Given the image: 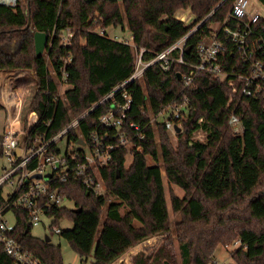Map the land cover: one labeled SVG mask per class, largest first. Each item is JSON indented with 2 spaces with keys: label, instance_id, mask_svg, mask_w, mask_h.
Instances as JSON below:
<instances>
[{
  "label": "trees",
  "instance_id": "1",
  "mask_svg": "<svg viewBox=\"0 0 264 264\" xmlns=\"http://www.w3.org/2000/svg\"><path fill=\"white\" fill-rule=\"evenodd\" d=\"M222 1L18 0L16 6L0 4V70H27L32 78L22 119L37 111L40 120L34 133L45 131L50 138L78 118V129L68 132V145L78 141L79 134L89 139L97 130L100 136L108 131L106 140L115 145L110 161L101 167L114 200L108 202L107 195L95 193L80 178L71 177L54 187L67 202L48 214L54 215L60 226L64 219L73 223L59 235L80 255L82 264L90 257L91 264H113L127 251L161 234L167 236L157 247L140 249L132 264H179L174 236L181 264H215L217 247L236 240L241 244L232 251V264H264V101L239 91L233 93L228 82L203 70L190 86L178 76L189 73L198 63L196 48L209 32V21H223L228 15L232 0ZM188 7L197 16L192 24L176 17L178 10ZM212 11L210 19L190 36L184 63H175L169 70L153 65L141 82L127 84L133 98L129 118L144 134L139 138L135 131L129 133L133 157L127 165L128 151L119 145L116 130L99 123L113 99L93 107L130 78L135 56L129 45L98 30L124 28L126 18L137 45L150 50V57L174 44ZM260 24L264 25V18ZM68 28L73 36L71 43L64 45ZM36 31L48 36L46 53L40 56ZM13 43L16 48L10 51ZM235 61L229 59L227 68ZM42 81L45 89H41ZM60 84L69 86L63 95ZM184 94L190 98L189 110L183 113V130L175 133L177 142H173L163 123L155 127L150 120L167 105L180 102ZM233 113L242 122V133L229 123ZM200 130L205 132L204 140L195 137ZM2 142L0 134V156ZM52 149L59 152L56 143ZM149 157L154 164H149ZM163 169L169 182L184 191L183 196L171 192L172 209L179 217L174 229ZM17 215L14 235L18 242L47 264H65L60 245L33 236L27 228L28 212L17 210ZM11 263L12 258L0 245V264Z\"/></svg>",
  "mask_w": 264,
  "mask_h": 264
},
{
  "label": "built area",
  "instance_id": "2",
  "mask_svg": "<svg viewBox=\"0 0 264 264\" xmlns=\"http://www.w3.org/2000/svg\"><path fill=\"white\" fill-rule=\"evenodd\" d=\"M17 1L0 0V4L16 6ZM248 6L249 0H232L225 20L209 21V32L205 33L203 41L196 48L198 63L193 65L189 73L181 74L186 86H190L198 71L203 70L228 82L233 93L239 91L245 96L260 97L264 101V25L260 24L264 17L259 13L250 12ZM213 13L214 11L204 18L203 23L207 22ZM179 19L185 20L184 17ZM201 24L200 22L174 44L161 52L151 54L150 57L147 54L151 51L139 47L132 32L111 36L108 30L111 27L98 30L102 35L129 45L135 56L134 70L130 78L93 107L113 99L111 108L100 117L99 123L105 129H115L114 135L119 138V145H124L127 151H131L133 147V143L128 139L130 132L135 131L139 138H144L140 125L129 118L133 98L126 88L127 84L137 80L141 82L145 71L153 65L169 70L175 63H184L187 42ZM72 36L73 33L68 28L63 44H70ZM229 59L236 61L227 68ZM44 82L42 81L43 85ZM43 88L45 89V86ZM22 100L19 98L8 111L4 124L3 156L7 157L8 165L0 171V245L12 258L11 264H47L15 237L17 210L28 212V229L43 224L50 232L61 234L62 227L54 222V215H49L48 212L65 204L67 198L54 187L59 182L75 177L80 178L95 193L106 195L108 190L100 169L110 161L111 150L115 145L106 140L110 135L108 131L100 136L98 130L91 133L89 139H84L79 134L78 141L70 145L66 143L65 147L59 145L63 139L67 140L70 130L78 129V118L50 138L46 137L45 131L37 130L34 133L40 120L39 113L30 111L24 121ZM189 104L190 98L184 94L180 102L169 104L157 115H152L150 124L156 127L158 123H163L172 134L177 133L176 126L182 131V115L189 110ZM229 123L238 134L242 133V122L237 115L233 113ZM195 137L204 140L205 132L200 130ZM53 143H56L59 152L52 149ZM8 214L14 216L15 223L10 222ZM46 217L51 220L45 222ZM240 244L241 241L236 240L226 247Z\"/></svg>",
  "mask_w": 264,
  "mask_h": 264
},
{
  "label": "rangeland",
  "instance_id": "3",
  "mask_svg": "<svg viewBox=\"0 0 264 264\" xmlns=\"http://www.w3.org/2000/svg\"><path fill=\"white\" fill-rule=\"evenodd\" d=\"M121 8H124V7L121 6ZM248 9L250 12L259 13L262 17H264V3L261 0H249ZM178 16L184 17L185 20H182V21H184L187 24L194 23L196 21V18H197L196 14L191 10V7L178 10L176 13V17L179 19ZM202 22L203 21H201V23ZM209 24H210V22H209ZM124 26H125L124 28H122L120 26H116V27L112 26L108 30H110L111 36H113L114 34H121V33H123L122 35H124L125 33L130 32L128 29L129 26H128V22H127L126 18L124 21ZM196 26H198V25H195V27ZM99 30H101V29H99ZM15 48H16L15 43H13L12 46L8 47V49L10 51L14 50ZM45 53H46V49H45L43 54H45ZM30 79H32V78H30L29 75L24 76L20 79V81H21L20 85L22 86V90L24 89V91H23L24 93L21 94L20 98L23 99V97H24V101H25V98L32 91L31 86H29V83H28V81H31ZM60 85H61L60 92L63 95L64 90L66 88H68L69 86L65 85V84H60ZM44 86H46V84H44V85L41 84V89H43ZM24 101H23V103H24ZM5 120H6V110L3 108H0V134H3V132H4ZM170 136H171L173 142H177L176 134L175 135L171 134ZM156 137H157V141L159 142L158 132L156 134ZM66 142H67V140L63 139L59 145L65 147ZM76 146H78V145H76ZM129 152H132V151H128L127 161H126L127 165H130V163L132 162V157H133V155L130 154ZM148 161H149V164L155 163V161L151 157H149ZM158 161L161 165H163L161 156H159ZM7 165H8L7 157L6 156H0V171H2V168L4 166H7ZM100 173H101V169H100ZM163 174H164V183H165V188H166V196H167V200H168V209H169V213H170L171 227L174 229L173 225L179 217L174 213V211L172 209L171 198H170L171 192H175L176 194L183 196L184 191H183V189H181L177 185H174L173 183L169 182L168 178L165 175L164 169H163ZM108 194H109V192H107V194H106L108 196V202H110L111 200H114V197H112V196H110V194L109 195ZM67 206L70 208H73L74 205L71 202H68ZM104 214H105V212L103 213V216H104ZM8 219L10 220L11 223H15V218L12 214H8ZM50 220H51L50 218H47V217L44 218L45 222H49ZM60 224H61V227L64 229H69V228L73 227V223L69 220H66V219L62 220L60 222ZM31 233L33 236L38 237L40 239H43L47 242H50V243L55 244V245H60L62 256H63L65 264H82V258L72 248L70 243L65 238H63L61 235L54 234V233L50 232L47 228L44 227L43 224L38 225V226H34L31 229ZM165 236H167V234H161V235H156V236L150 237L148 240L144 241L143 243H141L139 245L141 247L140 249H144L147 246H150L152 248L157 247L161 243V240ZM173 239H174L173 245H174L175 253L177 256V260H178V263L181 264L182 262H181L179 243H178L176 236H174ZM227 244H232V242L226 243V244H221L215 250V253H214V259L216 261L215 264H232L233 263L234 260L231 256L232 251H234V249H236L238 247V245L237 246L236 245H230V246L226 247ZM120 260H121V258H119L113 264H125L124 260L123 261H120ZM91 261H92V257H90L86 262H84V264H91Z\"/></svg>",
  "mask_w": 264,
  "mask_h": 264
},
{
  "label": "crops",
  "instance_id": "4",
  "mask_svg": "<svg viewBox=\"0 0 264 264\" xmlns=\"http://www.w3.org/2000/svg\"><path fill=\"white\" fill-rule=\"evenodd\" d=\"M29 74L30 73L27 70H0V103L3 106L2 108L6 110V116L8 111L13 108L15 103H17L21 94L24 93V89L22 90V86L20 85V79ZM23 101L24 97L22 100V106ZM140 248V246H137L127 251L121 257L120 261L124 260L125 264H132L133 256L140 250Z\"/></svg>",
  "mask_w": 264,
  "mask_h": 264
},
{
  "label": "water",
  "instance_id": "5",
  "mask_svg": "<svg viewBox=\"0 0 264 264\" xmlns=\"http://www.w3.org/2000/svg\"><path fill=\"white\" fill-rule=\"evenodd\" d=\"M86 1H92V0H86ZM112 1H118V2H123V1H126V0H112ZM32 23V20H31V12H30V7H29V4H28V25L27 27H29ZM34 36H35V45H36V51H37V55H42L46 49V45L48 43V36L45 32H41V31H36L34 33ZM179 78H181V74L179 73L178 74ZM176 131H181V128L176 126ZM80 142H82V140H80ZM20 149H18L19 151ZM38 177H40V175H38Z\"/></svg>",
  "mask_w": 264,
  "mask_h": 264
},
{
  "label": "bare ground",
  "instance_id": "6",
  "mask_svg": "<svg viewBox=\"0 0 264 264\" xmlns=\"http://www.w3.org/2000/svg\"><path fill=\"white\" fill-rule=\"evenodd\" d=\"M181 15V14H180Z\"/></svg>",
  "mask_w": 264,
  "mask_h": 264
}]
</instances>
